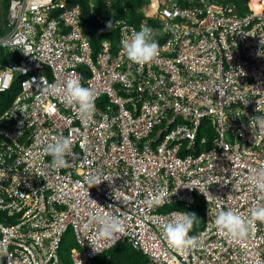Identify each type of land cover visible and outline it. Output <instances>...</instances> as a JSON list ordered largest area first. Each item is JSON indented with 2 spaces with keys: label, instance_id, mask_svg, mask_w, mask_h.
<instances>
[{
  "label": "built area",
  "instance_id": "2783aa9c",
  "mask_svg": "<svg viewBox=\"0 0 264 264\" xmlns=\"http://www.w3.org/2000/svg\"><path fill=\"white\" fill-rule=\"evenodd\" d=\"M85 1L116 32L98 51L81 3L10 0L5 10L0 0V93L20 85L0 116V264H66L70 230L71 264L119 243L148 264H264V222L246 240L215 225L221 210L248 217L264 206L250 180L264 169V128L253 120L264 116V0ZM142 23L156 30L159 55L136 64L121 42ZM69 78L94 92L93 118L62 93L42 94ZM60 135L73 140L71 166L54 170L42 150ZM197 198L204 227L190 233L194 248L176 252L163 225L181 210L166 209ZM91 200L123 222L116 244L99 238L95 217L106 213Z\"/></svg>",
  "mask_w": 264,
  "mask_h": 264
},
{
  "label": "clouds",
  "instance_id": "9594fccd",
  "mask_svg": "<svg viewBox=\"0 0 264 264\" xmlns=\"http://www.w3.org/2000/svg\"><path fill=\"white\" fill-rule=\"evenodd\" d=\"M107 27L111 30L113 22L110 21ZM168 30V26H166L164 31ZM156 34V30L149 27L146 23L140 25L139 31L133 29L130 37L121 42L122 50L128 60L136 64H146L154 61L159 55V44L154 38ZM11 71L6 70V72ZM41 90L42 94L48 96L62 93L66 103L74 106L77 113L83 119H91L95 115L96 96L94 92L90 88L82 86L76 78H69L64 84L60 82L43 83ZM253 120L257 121L260 127L264 128V116H258ZM72 144L73 140L71 136L60 135L53 136L51 142L44 146L42 151L51 157L50 167L52 169L59 170L71 166L68 157L72 152ZM254 172L256 174L251 176L250 180L257 192L264 193V169L254 170ZM95 179L98 180V178ZM91 202L95 203L92 200ZM144 203L149 206L153 203L159 204V196L149 198ZM98 207L105 210L101 206ZM105 213V215H97L95 217L96 222L99 224L98 236L106 242L116 244L124 234L125 226L119 217L111 214V211L105 210ZM171 217L163 225V234L170 248L179 253H186L197 245L199 238L191 236L190 232L199 218L195 213L181 211L171 213ZM256 221L264 222V206L253 207L248 217L231 209L227 211L221 210L216 216L215 225L220 232L234 239L246 240L250 232L254 231L253 225Z\"/></svg>",
  "mask_w": 264,
  "mask_h": 264
},
{
  "label": "trees",
  "instance_id": "16d2710c",
  "mask_svg": "<svg viewBox=\"0 0 264 264\" xmlns=\"http://www.w3.org/2000/svg\"><path fill=\"white\" fill-rule=\"evenodd\" d=\"M243 1L247 2L248 0ZM9 2L10 0H4L3 7L5 10L8 7ZM73 2L81 3L83 17L85 19L86 24L93 26L94 31L91 33L92 44L95 51H98L100 42L104 39H113L112 35L116 36V32L114 30L103 28L95 19L89 16L90 14L88 10V4L85 0H73ZM101 13L105 18L108 17L103 11H101ZM8 57H15L16 59H18L19 56L14 53H10ZM19 92L20 85L19 82L16 81L10 91L0 93V116L11 106L12 102L14 101L15 97L19 94ZM170 209L186 211L187 213H195L199 220L190 232L192 235L200 233V230L204 227V204L201 198H197L195 205H171L167 207L166 211ZM75 246L76 243L74 239V234L73 231L70 230L65 235L61 246V255L66 264H71L70 257H68L67 253ZM93 264H148V259L141 251L135 250L130 244L119 243L111 250L105 252L103 255L96 258Z\"/></svg>",
  "mask_w": 264,
  "mask_h": 264
},
{
  "label": "bare ground",
  "instance_id": "6f19581e",
  "mask_svg": "<svg viewBox=\"0 0 264 264\" xmlns=\"http://www.w3.org/2000/svg\"><path fill=\"white\" fill-rule=\"evenodd\" d=\"M253 5H254L255 9H258L259 8L258 6H256L257 5V2H253Z\"/></svg>",
  "mask_w": 264,
  "mask_h": 264
}]
</instances>
